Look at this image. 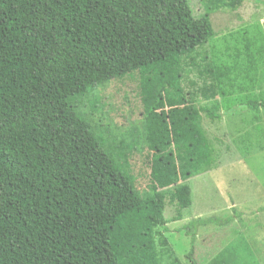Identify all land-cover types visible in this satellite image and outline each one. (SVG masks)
<instances>
[{"label":"trees","instance_id":"obj_1","mask_svg":"<svg viewBox=\"0 0 264 264\" xmlns=\"http://www.w3.org/2000/svg\"><path fill=\"white\" fill-rule=\"evenodd\" d=\"M200 1L201 11L190 0H0V264H182L163 212L169 203L184 218L188 179L216 168L203 119H221V84L235 79L201 49L210 13L240 0ZM135 74L145 197L74 106ZM9 92L19 109L6 114ZM238 99L264 109V98Z\"/></svg>","mask_w":264,"mask_h":264},{"label":"rangeland","instance_id":"obj_2","mask_svg":"<svg viewBox=\"0 0 264 264\" xmlns=\"http://www.w3.org/2000/svg\"><path fill=\"white\" fill-rule=\"evenodd\" d=\"M190 2L194 10L203 9L200 0ZM209 18L212 35L201 51L214 65L230 67L235 79L221 84L228 91L217 97L221 119H203L217 166L188 179L191 205L182 211L184 218L174 220L175 205L166 204L164 236L182 264H190L188 229L194 234L197 264H264V109L254 112L238 99L264 98V0H240L233 8L213 10ZM4 81L0 72L1 88ZM138 85L136 74L111 79L76 97L74 106L145 197L151 192L150 151L140 138L143 111ZM11 94L2 106L6 114L19 109ZM193 220L204 223L191 227Z\"/></svg>","mask_w":264,"mask_h":264}]
</instances>
